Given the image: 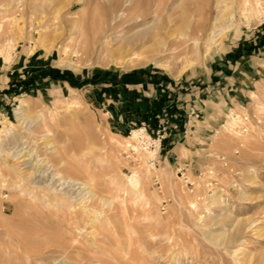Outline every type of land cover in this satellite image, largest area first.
Masks as SVG:
<instances>
[{
  "label": "rangeland",
  "instance_id": "1",
  "mask_svg": "<svg viewBox=\"0 0 264 264\" xmlns=\"http://www.w3.org/2000/svg\"><path fill=\"white\" fill-rule=\"evenodd\" d=\"M135 1L0 0V45L13 42L10 60L0 54V129L10 131L0 138V264H73L54 202L43 205L45 193L53 198L68 188L67 176L97 197L91 217L103 226L71 219L76 252L89 256L81 264L108 251L131 257V229L141 232L129 237L133 244L145 243L143 252L132 244L131 264H236L237 249L250 264H264V107L255 105L264 103V10L240 15L232 0H144L142 7ZM199 20L214 27L195 34ZM15 23L21 39L11 31ZM159 35L171 50L158 52ZM120 42L129 45L123 54ZM19 99L29 115L22 124ZM237 108L248 138L233 141L222 126ZM116 109H126L129 126L115 123ZM166 120L183 125L159 153L157 143L153 159L142 150L129 161L121 147L116 151L133 129L153 137ZM47 141L89 175L64 171ZM21 148L37 163L35 176L24 169L29 163L13 160ZM147 160L155 167L146 189L131 198L123 193L118 203L116 183L143 171ZM184 162L192 190L176 172ZM144 232L152 236L142 238Z\"/></svg>",
  "mask_w": 264,
  "mask_h": 264
},
{
  "label": "bare ground",
  "instance_id": "2",
  "mask_svg": "<svg viewBox=\"0 0 264 264\" xmlns=\"http://www.w3.org/2000/svg\"><path fill=\"white\" fill-rule=\"evenodd\" d=\"M135 2L137 3L135 5V7L136 6H141L142 7L143 3H145L144 0H139V1H135ZM232 2H235L237 4V7H238L240 15H242V14L246 15L249 12H250L249 14H251V12H254L256 14H260L264 10V3H263L264 0H232ZM159 5L157 3H155V5L153 6V8H154L153 11L154 12L157 13L159 11V9H160ZM191 8H193V7H191ZM192 12H194V10ZM196 12L198 13V11H196ZM160 14H161V12H160ZM191 14H189V15H191ZM193 16H195L194 13H193ZM132 18H134V17H132ZM230 21H232V20H230ZM106 24H108V23H106ZM214 24H215L214 22H211V23L207 24L205 22H200V20H199V22L195 23V25L193 26L194 27L193 28L194 33L196 34L198 32L201 33V31H203V30H209V29H211V27ZM14 25L15 26H13V30L11 29V31L14 34L19 35V37L21 39L22 32H23L22 27L19 26L17 23H15ZM110 30H112V28H108L105 32H108ZM125 31L127 32V30H125ZM212 34L209 35L208 39L212 40L214 38L215 35H212ZM103 37L106 38L107 36L105 37V35H103ZM156 39H158V40H156L157 44H160V49L158 50V52L164 53V52L169 51V50L172 49V47H169L168 45H166L165 38L162 35H159L158 38L156 36ZM207 45H209V44H207ZM12 47H13V42H12L11 38H7V41L0 45V54L3 55L4 59H6V60H8V59L10 60L11 59L10 51H11ZM126 47H129V45H125L124 46L122 42L119 43L118 48L121 49L120 50L121 54H123V52H124ZM55 49H56V51L59 50L56 47H55ZM131 51H133V50H131ZM137 56H134V57H131V58L132 59H134V58L137 59L138 58ZM255 105H256V109L257 110H261L264 107V103L260 102L258 100L255 101ZM25 107H26L25 101L23 99H19V104L15 108V114H16L17 120L20 122V124L25 122L26 119H29V115L24 111ZM242 111L243 110H241L239 108H237L236 110L232 109L230 114L228 115V119L226 120V124H224L222 126L224 130H228L230 132V136H231L230 139L233 140V141H235V140L236 141H240L241 139L243 140V139H247L248 138V133H244V132H246L248 130L245 129V131L243 132L241 130V128H240V123H242L244 121V119H243V113L244 112H242ZM251 128H253V125H251L250 129ZM9 132H10L9 129H0V138L2 136L6 135V134L8 135ZM144 136H148L144 128L133 129L131 135L128 137L129 140H126L125 144L123 142L122 143L118 142L115 145V149L117 151V148L120 149V147H121V150H122L126 145L130 144L132 146V148L135 150V152L137 154V157H140L139 155L143 154L142 150L146 151V154H148L149 158L155 157L156 149L158 148L156 146L157 143L155 145V148L151 149V150H149L148 148L142 147V145H141V137H144ZM221 141H222V139H221ZM46 145L48 146L49 149H51V151H54V159L57 160V162L59 164L64 166V168H65L64 171L69 172L71 175H75L76 173L80 174L81 172H84V174L87 173L89 175V173H88L89 170H87V168L84 167L83 169H77L74 166L70 165L66 160H64V158L62 157L61 151L58 152V148H56L55 145H53L52 142L47 141ZM137 145H139V146H137ZM139 147H141L143 149H139ZM30 153H28V151H23L22 148H21V149L17 150V153L15 155H13V160H18L17 161L18 166L26 165L27 163H29L30 165L24 166V169L27 168L28 173L30 175H34L35 176L36 172H39L40 170H39V168H37V163L33 162V160L31 159V156H30L31 154ZM119 153H120V151H119ZM144 154H145V152H144ZM146 163L147 164L144 165V170L140 168L143 171L134 169V170H132V173L130 175H128V174L127 175H123L122 174L123 175L122 176L123 177L122 178L123 179L122 184L121 183H116V185L114 186V192H115L114 194H115V196L114 195L113 196H114L115 200L118 201V203H120V201H121V198H120L121 194L124 193L126 195H129L130 198H131L133 196V192L134 191H142V190L146 189V183H147V181H149V179H146V178L148 176V173H150L149 171H151V168H154L153 165L149 164L148 160H147ZM211 173H213V171L211 169L207 170L208 178H206V180H207L206 186H208L207 184L210 183L209 182V174H211ZM75 177L74 176H67V178H65L64 181L62 182V185L64 183H66L67 185L65 186V188H67V187L68 188L63 190V191H61L60 193H55V194L53 193L54 194V195H52L53 198L49 197V195H50L49 193H45V195L48 198L44 201L43 205H44V208L45 207L47 208L50 205L51 202H54L53 206H54L55 211H57V214H56L55 217H56V219H57V217H58V219L60 218L59 220L61 221V223H60L61 224V228H60L61 232L60 233L62 235V238L65 240L64 241L65 245L68 248H70L68 250L73 251V255H69V258H70V260H71V262L73 264H81L82 263L81 260L88 259L89 256L80 257L81 255L78 252H76V248L79 247V240H78V237L73 234V229H72L73 228L72 227L73 222H72L71 219H75L76 218V220H77L78 217H84L85 216L86 218L89 217L90 221L92 222V227H94V229L95 228L103 229V226H99V224L101 225V223L99 222V220L97 219L96 216H94V217H96V219L94 217H91V214H92L91 211H93L91 209H93L96 206V204H98L97 203L98 202L97 197L94 196V194H93V192L91 190H89V187L87 186V184L85 182H82V181H80V179L75 178ZM124 180H125V183H126V187H125V185L123 186ZM117 182H121V181H117ZM128 184L130 186H132V188H133L130 191L128 189ZM45 190H47V189H45ZM45 195H44V197H45ZM100 200H102V199H100ZM117 207H119V206H117ZM37 208L39 209V207H37ZM113 210H114V205H113V207L111 208L110 211L112 212ZM41 211H43V210H41ZM94 211L97 212L96 210H94ZM117 213H119V212H117ZM93 214H94V212H93ZM51 216H54V215L51 214ZM110 218H111V216L107 217L106 219L108 220ZM78 219H80V218H78ZM100 220H101V218H100ZM86 221L87 220H85V222ZM140 233H139L138 230H133V229L125 231V235L128 237V241H129V247H130L129 251L132 252V256L131 257L129 256L130 252H127L125 254L126 257H124L123 256L124 254H123L122 255L124 257L123 258V257H121L120 254H118V255L116 254L118 252H116L115 253L116 255H115V254H113L114 252L108 253L109 252L108 251L105 254L106 258L95 259L94 262L86 263V264H131L132 262L136 261V260H134L135 259L134 256H135L136 253L134 252V255H133V251H132L133 242L129 239V237L132 234L134 236L136 235V237H138L140 235ZM125 235H124V237H125ZM151 236H152L151 232H144V235L141 234L142 238H145V237H149L150 238ZM144 244L145 243L136 242V243L133 244V246H134V249L137 250V252L138 251L139 252H143L141 250H144ZM127 246H128V244H127ZM235 254L236 255L241 254L239 257L238 256L234 257V261H235L236 264H250V261L248 260L249 255H248L247 252H241L240 249H237V250L234 251V255ZM137 255H138V253H137Z\"/></svg>",
  "mask_w": 264,
  "mask_h": 264
},
{
  "label": "built area",
  "instance_id": "3",
  "mask_svg": "<svg viewBox=\"0 0 264 264\" xmlns=\"http://www.w3.org/2000/svg\"><path fill=\"white\" fill-rule=\"evenodd\" d=\"M246 119V118H245ZM245 121V120H244ZM245 123H241L240 128L244 132L246 127L244 126ZM159 129L155 131V136H144L141 137V145L145 148H154L156 143H158L159 150L158 153L161 150V144L162 140L165 139L172 131L178 130V124L177 123H168V121H163L162 123L158 124ZM123 155L124 157L129 161H136L137 154L135 150L132 148L130 144L126 145L123 148ZM150 163L155 167L154 160H151ZM188 164L186 162L184 163H178L176 166V172L179 174V176L183 179L185 185L190 188V190L193 189L194 182L189 180L188 174H187V168ZM155 183H158L157 179L154 180ZM211 184V183H209Z\"/></svg>",
  "mask_w": 264,
  "mask_h": 264
},
{
  "label": "crops",
  "instance_id": "4",
  "mask_svg": "<svg viewBox=\"0 0 264 264\" xmlns=\"http://www.w3.org/2000/svg\"><path fill=\"white\" fill-rule=\"evenodd\" d=\"M119 104V103H118ZM124 105H123V102L120 103V107L122 108ZM126 109H121L120 112L118 109L115 110V117H114V120L116 121L115 123H117V125L121 126V127H124V126H129V123H131V118L129 116H127L126 112H125ZM142 116L140 115V118ZM155 117V116H154ZM141 119L145 120V121H148V117L146 116H143ZM136 120H139V118H137ZM170 120H173V118H170ZM155 121L157 122L158 120L155 119ZM171 122V121H170ZM180 125V128L182 127V122L179 121L178 123ZM155 125V124H154ZM158 125V124H157ZM174 131H172L165 139L162 140V144H161V150H162V146H164V144H166L167 141H169V139H174L175 136L177 134H173Z\"/></svg>",
  "mask_w": 264,
  "mask_h": 264
}]
</instances>
